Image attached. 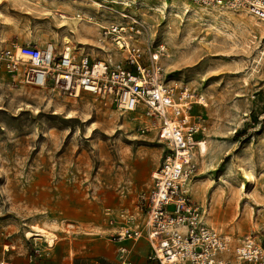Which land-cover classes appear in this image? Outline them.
<instances>
[{"label": "rangeland", "instance_id": "rangeland-1", "mask_svg": "<svg viewBox=\"0 0 264 264\" xmlns=\"http://www.w3.org/2000/svg\"><path fill=\"white\" fill-rule=\"evenodd\" d=\"M125 1L130 7L106 4L97 11L90 0H0V46L60 50L67 37L75 55L119 61L123 53L100 28L83 23L76 35L63 16L101 26L122 15L141 21L139 42L164 46V80L205 99V106L192 107L206 127L207 150L197 154L191 200L232 247L248 235L263 240L264 22L244 9L192 0ZM144 125L139 112L122 113L89 94L65 97L0 71V264H54L49 249L57 257L88 253L98 264H120L117 245L107 241L118 227L105 212L127 209L139 221L140 197L164 155L153 132L139 131ZM33 226L55 234V245L26 238ZM139 244L133 262L149 251Z\"/></svg>", "mask_w": 264, "mask_h": 264}, {"label": "built area", "instance_id": "built-area-1", "mask_svg": "<svg viewBox=\"0 0 264 264\" xmlns=\"http://www.w3.org/2000/svg\"><path fill=\"white\" fill-rule=\"evenodd\" d=\"M196 3L246 9L264 21V0H192ZM144 24L128 15L122 21L101 28L103 39L110 38L121 60L107 56L75 55L67 45L60 50L48 45H20L17 50L27 58L29 67L21 65L16 47L0 46V71L19 77L36 88H47L60 95L78 98L93 95L113 105L122 113L139 112L147 125L141 133H154L164 155L157 176L151 177L148 192L140 197L142 217L127 209L109 210L105 217L118 229L109 240L133 245L145 239L149 245L148 260L157 264H264V239L245 236L232 247L227 236L208 225L201 207L190 198V186L197 174V140L206 131L199 115L192 114L193 105L205 106V99L187 87L164 80L160 58L164 46L145 44L139 38ZM4 239V234H1ZM5 250L7 246H3ZM120 264H131V249L119 245ZM56 264H75L74 258L56 260Z\"/></svg>", "mask_w": 264, "mask_h": 264}, {"label": "bare ground", "instance_id": "bare-ground-1", "mask_svg": "<svg viewBox=\"0 0 264 264\" xmlns=\"http://www.w3.org/2000/svg\"><path fill=\"white\" fill-rule=\"evenodd\" d=\"M68 1H70L72 3L76 2V0H68ZM90 1L92 3V5L90 7L93 8V9H96L97 11H100L106 4L124 5L125 7H130V5H131L128 2H126L125 0H102L101 3L97 2V1H100V0H90ZM182 3L185 4L184 2H182ZM244 10L248 13V11L246 9H244ZM63 18H64L65 22L68 24V26L71 29V31L73 33H75L76 35H78L80 33L79 32V27H84V26H86L85 24H93L94 26H96L97 28H100V29L102 27H104V26H101L98 23L92 22L91 18L86 20L83 17H80V15L79 16L78 15L71 16L68 19L63 16ZM261 22H264V21H261ZM83 23H85V24H83ZM62 42L67 46V44H69L70 40L67 37H64ZM47 45L49 46V48L54 49L53 44H47ZM17 48H16V55L20 58V61H22V62L27 61L26 57L21 56L19 54ZM71 48H72V50H74L73 47H71ZM117 51H118V49H117ZM125 113H127V112H125ZM67 117L71 118L72 114L70 112H68L67 113ZM201 139L202 138H199L197 140V151H198L199 155L202 158L205 155V153H206L207 146H206V141H204V140L202 141ZM243 173H244V176H245L246 179L252 180L251 179L252 178L251 175L246 173V171H244ZM156 176H157V173H155L154 177H156ZM241 190H245V186L243 184L241 185ZM25 236L28 239H30V238H34V240L43 239L44 242L47 244V247H52L55 244V240H56V235L55 234H52V233L47 232V231H44L43 228L41 229V228L36 227V226H33L30 231H27L25 233Z\"/></svg>", "mask_w": 264, "mask_h": 264}, {"label": "crops", "instance_id": "crops-1", "mask_svg": "<svg viewBox=\"0 0 264 264\" xmlns=\"http://www.w3.org/2000/svg\"><path fill=\"white\" fill-rule=\"evenodd\" d=\"M64 47V46H63ZM62 47V48H63ZM61 48V49H62ZM75 50V49H74ZM73 50V51H74ZM75 52V51H74ZM79 54H82V53H79ZM89 54V53H88ZM96 56H98V55H96ZM95 57V56H94ZM192 187H193V185H192ZM107 241L109 242L110 240H109V238L107 237ZM73 242V241H72ZM139 242H143L144 244H146L147 246H148V249H149V251L147 252V253H145V254H143L142 256H141V258L137 261V262H133V260H132V249H133V247L138 243L139 244ZM137 243H135L134 245L132 244V243H130V242H124V243H122V244H119V243H113V244H116L117 245V248H118V246L119 245H123V246H126V247H128V248H130L131 249V252H130V254H129V256H128V258H129V261L131 262V264H157V262L156 261H150V260H148V254L150 253V248H149V245H148V243H147V241L145 240V239H140ZM55 245V244H54ZM73 249L74 250H77V249H79V244L77 243V242H73ZM141 246H142V243H140L139 245H138V247L141 249ZM116 248V249H117ZM134 253H137V251H135ZM139 253V252H138ZM49 254H50V256H51V258H52V260H53V262H54V264H56V260H59V259H62V258H66V257H72V258H74V261H75V264H98V260H96V259H94V258H92V257H89V255H88V253H86L85 255H84V259H83V255H81V256H76V257H73V256H71V255H67V256H63V257H57L52 251H51V249H49ZM140 255V254H139ZM100 258H104V259H106L107 258V255H105V254H101L100 255ZM33 261V259H32V257H29V262H32ZM119 262V261H118ZM8 264H11V263H8ZM118 264V263H117Z\"/></svg>", "mask_w": 264, "mask_h": 264}, {"label": "trees", "instance_id": "trees-1", "mask_svg": "<svg viewBox=\"0 0 264 264\" xmlns=\"http://www.w3.org/2000/svg\"><path fill=\"white\" fill-rule=\"evenodd\" d=\"M235 134H239V132H236Z\"/></svg>", "mask_w": 264, "mask_h": 264}]
</instances>
